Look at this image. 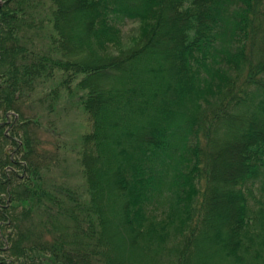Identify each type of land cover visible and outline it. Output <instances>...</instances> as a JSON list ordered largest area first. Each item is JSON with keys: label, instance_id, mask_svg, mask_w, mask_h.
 I'll return each instance as SVG.
<instances>
[{"label": "trees", "instance_id": "16d2710c", "mask_svg": "<svg viewBox=\"0 0 264 264\" xmlns=\"http://www.w3.org/2000/svg\"><path fill=\"white\" fill-rule=\"evenodd\" d=\"M2 1L0 264H264V0ZM54 78L92 119L83 189L25 110Z\"/></svg>", "mask_w": 264, "mask_h": 264}, {"label": "rangeland", "instance_id": "374dc122", "mask_svg": "<svg viewBox=\"0 0 264 264\" xmlns=\"http://www.w3.org/2000/svg\"><path fill=\"white\" fill-rule=\"evenodd\" d=\"M3 1L0 0V3ZM48 30L46 29L45 33ZM140 35V25L136 21L129 20L123 27V40L120 48H128L135 43ZM36 42L41 37H36ZM111 52H118L117 46H110ZM58 78L48 79L37 86L33 91L31 106L25 105L26 113L38 122L32 124V130L38 137V151L42 158L49 164V175L58 181H64L80 189L86 187V177L79 158L82 146V134L92 128V119L80 102V95L84 90L73 82V90L68 91L60 85L61 94L56 105L50 106V98L47 96L50 89L58 82ZM33 108V109H32ZM14 111V110H13ZM11 111V113H13ZM10 113V114H11ZM10 129V128H9ZM13 153L15 151L12 150ZM176 241L171 240L168 246L158 252H154L147 258L149 264H174L178 259ZM0 256H4L0 253Z\"/></svg>", "mask_w": 264, "mask_h": 264}]
</instances>
